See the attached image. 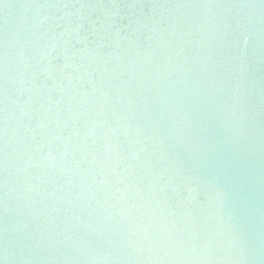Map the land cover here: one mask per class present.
Listing matches in <instances>:
<instances>
[{
	"label": "water",
	"instance_id": "water-1",
	"mask_svg": "<svg viewBox=\"0 0 264 264\" xmlns=\"http://www.w3.org/2000/svg\"><path fill=\"white\" fill-rule=\"evenodd\" d=\"M0 264H264V0H0Z\"/></svg>",
	"mask_w": 264,
	"mask_h": 264
}]
</instances>
